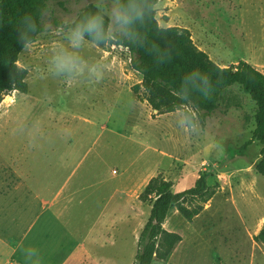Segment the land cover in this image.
Returning <instances> with one entry per match:
<instances>
[{"label": "rangeland", "instance_id": "obj_1", "mask_svg": "<svg viewBox=\"0 0 264 264\" xmlns=\"http://www.w3.org/2000/svg\"><path fill=\"white\" fill-rule=\"evenodd\" d=\"M59 2L49 3L44 30L18 55L27 92L0 101V264H132L151 207L138 196L156 175L176 193L203 172L217 186L216 203L232 196L227 212L247 218L251 202L264 222V177L254 172L261 145L243 148L254 127L249 96L233 87L240 107H221L204 127L188 128L182 111L157 114L135 99L141 76L126 50L87 39L78 54L96 74L54 76L64 21L95 7V0ZM155 18L161 28L188 30L217 66L243 61L264 73V0H158ZM201 220L172 207L163 228L190 241L189 223Z\"/></svg>", "mask_w": 264, "mask_h": 264}, {"label": "trees", "instance_id": "obj_2", "mask_svg": "<svg viewBox=\"0 0 264 264\" xmlns=\"http://www.w3.org/2000/svg\"><path fill=\"white\" fill-rule=\"evenodd\" d=\"M53 1L60 3V0H0V101L7 92H27L26 71L16 64L18 55L24 48L20 22L29 15L36 21L37 30L28 36L32 43L44 30V15L50 12L49 3ZM157 2L158 0H144L151 11L139 28V42L116 39L109 43L127 51L130 68L141 76L140 85L132 87L135 99L145 102L157 114L180 110L184 117L187 111H191L195 119L187 127L196 123L204 127L207 118L219 108L241 106V101L232 90L237 87L254 104V127L250 140L243 144V148L253 141L261 145L254 172L264 177V73L243 61L236 66H217L206 53L195 47L188 30L158 26L155 18ZM94 8L87 6L76 18ZM63 27L66 28L64 24ZM193 69L208 76L211 89L207 97L192 89L190 84L182 88L184 77ZM172 185L170 180L156 175L148 180L138 196L141 202H149L151 207L138 234L132 264L165 261L173 247L181 241L178 233L168 232L163 228L169 210L176 207L182 217L192 221L217 192V186L207 185L203 172L198 174L193 186L186 190L175 193L171 189ZM193 201L197 202L195 206H184ZM253 239L264 245V225Z\"/></svg>", "mask_w": 264, "mask_h": 264}, {"label": "clouds", "instance_id": "obj_3", "mask_svg": "<svg viewBox=\"0 0 264 264\" xmlns=\"http://www.w3.org/2000/svg\"><path fill=\"white\" fill-rule=\"evenodd\" d=\"M150 11L144 0H95L94 10L64 21L67 30L53 51L50 60L51 74L74 79L87 68L90 75H95V66H89L78 54L86 38L92 43L105 45L116 39L139 42V28ZM20 23L23 29L22 46L27 47L30 43L28 36L37 30V23L30 15L23 17ZM188 84L201 95H209L211 84L208 76L201 71L191 70L184 77L181 86L183 88ZM194 119V113L187 111L182 123L191 126Z\"/></svg>", "mask_w": 264, "mask_h": 264}, {"label": "crops", "instance_id": "obj_4", "mask_svg": "<svg viewBox=\"0 0 264 264\" xmlns=\"http://www.w3.org/2000/svg\"><path fill=\"white\" fill-rule=\"evenodd\" d=\"M215 196L216 193L204 205L203 210L192 219L193 221L202 219L201 222L189 223L194 232L192 239L185 241L180 235L181 241L168 255L167 264L264 263V245L253 239L264 225V222L256 218L259 214L254 211L255 206L252 207V203H249L250 213L247 214V218L242 216L240 210L234 209L233 215L238 220L236 221L232 212L226 210L227 204L232 202L233 197L222 193L216 203ZM251 198L257 199L256 196ZM214 201L216 205L213 208ZM245 237L246 240L243 241Z\"/></svg>", "mask_w": 264, "mask_h": 264}]
</instances>
